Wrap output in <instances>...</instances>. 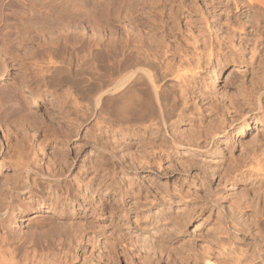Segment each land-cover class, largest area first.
<instances>
[{"label": "rangeland", "instance_id": "374dc122", "mask_svg": "<svg viewBox=\"0 0 264 264\" xmlns=\"http://www.w3.org/2000/svg\"><path fill=\"white\" fill-rule=\"evenodd\" d=\"M143 1L148 0H140V3ZM208 1L157 0L159 10L163 11L159 19L164 20L171 11L182 7L179 27L182 25L180 28L186 30L185 23L199 19L192 15H200L199 12L204 11L200 8ZM257 5L255 10L245 7L241 12L232 4L229 8L230 4L222 5L224 9L216 10V20L211 18L214 13L207 15L215 21L213 30L228 24L225 20L230 17V22L237 18L242 22L254 20L252 23L257 28V33L250 34L242 45L247 66L230 64L223 70L203 71L204 78L211 79L218 97L236 94L233 84L242 79L241 71H247L249 83L264 75V39L256 36L258 32L264 34V14L261 13V21L255 19L256 10L261 12L264 8ZM11 8L5 13L13 14L17 6ZM226 8L230 9V14ZM0 15L2 20L1 10ZM8 18L0 22V26L3 22L14 24L17 21L12 16ZM37 18L27 21L22 32L12 35L9 42H0V202H16L11 215H0V250L6 254L9 264H264V177H260L264 167L256 163L258 159L264 166V121L259 122L264 118L251 119L248 125L238 123L235 130L222 137L206 155L187 150L185 159L181 161L177 156L174 163L165 156L158 157L160 155H151L148 162L141 160L136 153L140 140L135 134H139L140 129L133 130L135 121L134 125L129 121V126L133 125L129 136L133 145L126 150L124 128L129 122L124 121L119 102H114L116 93L108 92L103 83L104 80L110 82L118 73L113 76L110 70L106 72L108 64L102 56V48L95 46L97 42L94 44L96 37L90 43L92 52L76 59L62 54L63 51L57 52L59 46L66 43L57 39L55 18L52 15ZM121 26L113 27L116 34L124 31ZM253 29L250 27L249 31ZM79 30L82 36H92L89 30ZM139 30L145 33L146 28ZM156 35L165 44H172L176 32ZM82 42L71 45L82 48ZM68 44L64 51L71 46ZM91 82L94 90L90 92L86 87ZM186 122L179 125L181 133L191 128L190 121ZM255 138L261 141L259 146L262 144L257 148L258 157L255 162L244 161L247 150L256 144ZM230 162L241 167L237 169ZM26 163L50 176L47 180L53 175L59 177L61 187L53 194L59 196L57 202L51 203L52 199L41 202L42 192L33 195L34 204L25 203L29 194H14L18 197L7 200L20 184L22 178L18 177ZM44 185V195L51 197L52 194L47 193L48 185ZM212 193L217 196L214 195L217 204L210 200ZM5 196L7 199L3 201Z\"/></svg>", "mask_w": 264, "mask_h": 264}, {"label": "bare ground", "instance_id": "6f19581e", "mask_svg": "<svg viewBox=\"0 0 264 264\" xmlns=\"http://www.w3.org/2000/svg\"><path fill=\"white\" fill-rule=\"evenodd\" d=\"M0 1H1L0 10L2 15L4 14L3 15L4 17H1L3 19L0 20V22L6 21L8 17L10 18V16H12L13 19L17 20L15 21L16 23L14 24L3 22V25L0 26V42L1 41L9 42L10 38L13 37L12 35H15V33L17 34L18 32H22V29L24 28V25L27 23V21L30 22L31 20L37 17L39 18L40 15L44 17L45 16L50 17V15H52L55 18L54 25L57 28V33H58L57 39L60 42L64 41L66 44L69 43L70 45L72 44V42L74 43L77 42V45L80 44L78 43L80 41L84 42L81 43L83 44L81 46L82 48L79 47L75 48L74 46L71 45L69 47L70 49L68 47L65 48L66 51H64V46L66 44L62 46L63 49L61 46H59L57 52L63 51L62 54L65 53L67 55H70L71 57H76V59L78 57L81 58L83 56L82 54L86 55L87 53L92 52V50L89 51V49H91L92 46L91 44L93 43L92 38L94 40V38L96 37V41L94 42V44L97 42L98 45L95 46L97 47L100 46L102 48V56H104L106 60L105 62H107L108 64L107 65L106 63H104L107 65L106 68L108 69L106 72L110 70L111 73L113 72L111 74L113 76L114 73H118V75L115 74L116 76L115 78L111 76L113 79L109 77L110 79H112L110 80V82L107 80L108 81L107 83L104 80L103 83L106 85L104 84L103 85L107 87L108 92L116 93L117 99L119 101H117L114 95L113 96L115 98L114 102L115 100L117 103L119 102L118 107L120 109V112L123 114L122 117L124 116L123 117L125 119L124 121L127 122L130 121L131 123L135 121L134 123H136L135 126H133L134 123L133 125L131 124L134 127L133 129L132 126L131 127L129 126L130 122L129 123L126 122L128 124L127 126H125L126 128H124L125 129L124 134L126 136V143L124 142V144H126L125 146L126 150L132 149L131 146L133 145V144L131 145V142L129 141V136L131 133L130 128L136 131L135 128L137 127V129H140V133L139 134L137 133L135 135L138 136L137 138H139L140 140L138 142L140 144V148L136 150V153L138 154L141 160L144 161L146 160L148 162L147 159L150 158L151 155L156 157L160 155L158 157L162 156V158H164L163 156H165L168 160H170V163H174L175 158L177 156H180L181 161L182 159H185L184 153H186L187 150L192 151L197 155L199 154L206 155L207 153L212 151V148H215L218 145V142L221 140L222 137L226 135L229 136L231 132L235 130L238 123H242L243 125H248V122L251 119H255L257 117L264 118L263 73L262 76H259V78L257 77L256 80L254 78L249 83L246 80L248 74L247 71H241L242 73L241 75H243L242 79L233 84V88H235L236 94L233 92L234 94L232 95L229 94L226 96V98L220 96L219 98L218 94L214 91L215 87L213 88V84L210 82L211 79L206 77L204 78L205 75L203 76L204 74L203 71H209L218 68L223 70L230 64H233L234 66L236 65L247 66L249 63L245 60L244 47L242 45L244 44L245 39L246 38L248 39V36L250 34L257 33L256 31L257 28L256 26L254 27L253 25L254 23H252V21L254 20L252 21L248 20L246 22L243 20L244 22H242V20L238 21L239 19L237 18L236 21L230 22V20H232L230 16H229L230 18L228 19L226 18L227 20H225L228 24H223L222 27L220 26L219 30L216 29L213 30L214 27L212 28V26L213 24H215V21H213V19L210 20V18H208L207 15L209 13H214V16H212L211 18H215V17L218 18V16L215 15L217 12L216 11L217 8L221 9L223 7L222 5L227 6L229 4L230 6H228L227 8L231 7L232 4L235 6L236 11L239 12H241L242 8L245 7L250 8V10L251 9L255 10V8L258 7L257 4H261V7L264 8V0H227L226 3L224 2L225 0H210L207 2V4L205 3L204 7L203 6L202 8L198 7L200 9H204V11L202 10L203 12L201 13L199 12L200 15L198 16L192 15L193 17H199V19L195 18L196 20H193V22H186L184 20L186 22L185 23L186 25L185 24L183 25H185L188 34L185 33L186 30L180 28L182 25L179 27V20L183 19L181 18L183 16L182 15L183 12H181L182 7L179 8L178 5V8L180 10L173 9L174 12L171 11V13L169 14H167V12L166 13L164 12V14L168 15L167 17L168 19L163 18L164 20H162L160 18L161 19L160 20L159 16L160 14L162 16L163 11H160L161 9L159 10V7L161 6L158 5L157 0H148L147 2L145 1L147 3L146 5H144L145 4L144 1H143L144 4H142L143 2L140 3V0H9L7 3H5L3 0ZM14 6H17V8H15L13 14L5 13L7 10H9L11 7ZM183 6L185 7V5ZM256 11H257L255 12L256 14L254 13L255 19L258 20L262 19L263 17L261 13L264 14V11L260 10L261 12H258L259 11L258 9ZM228 13L230 14V11ZM242 14L243 13H241V15ZM189 15L191 16V13ZM238 15L236 16L240 17V15L239 16ZM190 18L191 17H189L188 20H191ZM234 18L236 17L234 16ZM196 22L197 25H195ZM117 24L122 25L121 27L122 29H124L122 34L118 33L119 34L118 35L114 32ZM170 24H172V26H170ZM259 24L256 25L259 27ZM203 25H205L206 28H204ZM143 26H145L146 28V31L144 30L145 33L139 30ZM8 27L10 28L8 29ZM52 27L54 28V26ZM113 27L115 28L114 30ZM250 27L254 28L252 32L249 31ZM6 28L8 29V31L4 32V29ZM79 29L89 30L92 33V36H87V37L82 36L81 35L82 33H80ZM167 30H169V32ZM170 32H176L172 44L169 43V40L167 39L166 41H168L169 44L167 43L165 44L164 42L160 41L161 38H159V40L158 38H156L157 33L169 34ZM161 36L163 35L161 34ZM256 36L259 37L261 36L262 39H264V34L262 35V33L260 32H258ZM259 37L257 39H259ZM44 54H42V56ZM44 57H46V55H44ZM67 58L69 59V56ZM261 63H263V60ZM262 65L263 64H261V67ZM89 67L91 66L89 65ZM90 70L91 69H89V73ZM237 71L238 70L236 69L234 73ZM168 82H170V84H168ZM86 88L90 92L91 90H94L92 82ZM105 90L103 93H105ZM131 117L134 118L133 121L132 119H130ZM186 121H190L191 128L188 127L190 129H187L186 133L185 132L181 133V130L179 131L180 129L179 125H182V123ZM263 121L264 119L259 120L260 123H262ZM253 142H256V144L253 145L251 150L249 149H248L249 151L247 150V153H245L246 155L244 161L250 160L251 162H255L258 157L257 155L259 153V152L257 153V148L259 146L258 142L261 143V141H259L258 138H255ZM242 157H244V155ZM158 159L160 158H157V161ZM149 160H151V158ZM141 162L144 163L143 161ZM158 162L156 163L155 161L156 164L161 166L160 163H162V160L160 163ZM260 162L261 161H258L257 159L256 163L258 164V166L264 167L263 164ZM27 163L21 167V171H23V173L21 177H18V178H22L19 179L21 180L20 184L16 186L14 192H11L12 190L11 189L10 190L11 194L9 193L10 195L8 199L6 198L7 196H5L3 201L5 199L9 201L14 196V194L17 195L29 194L28 199L24 201L27 205L34 204L35 199L33 198V195H37V193L42 192L41 193L42 195L39 196L41 202H45L47 199H52L51 203L57 202L59 196L55 197L53 196V194H55L56 191L59 190L61 187L59 186L60 184L58 183L59 177L54 176L52 174L53 175L52 179L47 180L48 178H50V176L49 177L46 176L47 174L45 175L44 172L40 171L37 168L32 169L31 165ZM149 163L152 164V162L150 161ZM230 163L232 164V162ZM145 164H143L144 165L142 166L143 168L146 166ZM231 164L230 166L228 165L229 169L232 168ZM249 164L247 166H249ZM233 165L235 166V164H232V166ZM246 165H244V167ZM237 166H239V164ZM237 166L235 167L237 168ZM232 170H234V167ZM232 170L224 171V172L225 173L231 172ZM260 170L263 169L261 168ZM250 171L253 172L252 170ZM57 174L59 176V173ZM261 174L262 175L259 176L261 178L262 176L264 177V173ZM32 176H34L33 181H31ZM224 176L223 178H225ZM44 183L48 185L49 188L47 190V193L52 194L51 197L44 195L42 191L45 186ZM17 195L14 197L17 198L18 197ZM214 195L215 194L212 193L209 196L212 202L216 201L215 200L216 195L215 196ZM14 202L15 201H11V200L8 203L4 202L7 203V206L6 204H5L6 207L4 206L5 211L4 209H2L4 208L3 207L4 203L0 202V208L3 210L2 212H0V215L1 216L4 215L5 217L9 216L10 211H12L11 208L14 206L13 205ZM2 252L3 251L1 249L0 264H9L10 261L8 262V260L5 258L6 254H4L5 255L4 256ZM8 259H10V257H8ZM262 259H264V257ZM37 264H40V262H38Z\"/></svg>", "mask_w": 264, "mask_h": 264}]
</instances>
